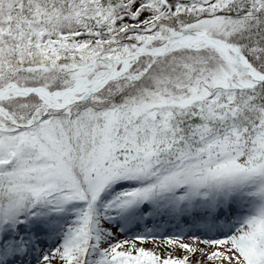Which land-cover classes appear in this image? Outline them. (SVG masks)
Wrapping results in <instances>:
<instances>
[{
    "label": "snow or ice",
    "instance_id": "snow-or-ice-1",
    "mask_svg": "<svg viewBox=\"0 0 264 264\" xmlns=\"http://www.w3.org/2000/svg\"><path fill=\"white\" fill-rule=\"evenodd\" d=\"M0 264H264V0H0Z\"/></svg>",
    "mask_w": 264,
    "mask_h": 264
}]
</instances>
